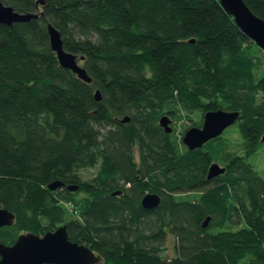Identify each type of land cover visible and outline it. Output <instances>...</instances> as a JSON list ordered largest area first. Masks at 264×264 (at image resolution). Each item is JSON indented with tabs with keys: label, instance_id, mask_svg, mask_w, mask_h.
<instances>
[{
	"label": "trees",
	"instance_id": "1",
	"mask_svg": "<svg viewBox=\"0 0 264 264\" xmlns=\"http://www.w3.org/2000/svg\"><path fill=\"white\" fill-rule=\"evenodd\" d=\"M2 1L43 13L0 23V204L15 213L0 240L66 223L102 264H264V175L249 160L264 145V50L221 1ZM245 2L264 18V0ZM48 22L91 81L59 63ZM219 107L239 117L202 147L159 123ZM214 160L225 170L208 178Z\"/></svg>",
	"mask_w": 264,
	"mask_h": 264
},
{
	"label": "water",
	"instance_id": "2",
	"mask_svg": "<svg viewBox=\"0 0 264 264\" xmlns=\"http://www.w3.org/2000/svg\"><path fill=\"white\" fill-rule=\"evenodd\" d=\"M226 11L233 15L236 23L264 50V18L256 14L245 0H220ZM43 3L44 0H35V3ZM43 11L16 10L12 5L5 4L0 0V23L11 24L14 21L28 20L42 14ZM47 30L51 48L55 51L59 63L74 71L80 78L91 81L85 66L79 62L81 58L76 53L64 47L60 30L52 22L47 23ZM95 98H101L100 89L94 92ZM239 117V110L216 108L206 110L200 125L188 126L182 135V141L188 148L202 147L210 138L221 134L228 126L233 124ZM129 115L121 118L127 121ZM159 123L167 132L172 130L171 117L163 113L159 117ZM264 140V135L262 136ZM225 166L218 161H211L208 166L207 177H213L224 172ZM62 180H53L48 184L54 189L63 185ZM71 189H76L77 184H68ZM160 202V194L155 191L146 192L141 203L152 208ZM15 213L0 204V226L12 224ZM208 215L202 222L208 224ZM100 256L86 243L70 238L66 223L60 224L54 229L47 230L43 234L34 231L21 232L12 243L0 240V264H96Z\"/></svg>",
	"mask_w": 264,
	"mask_h": 264
},
{
	"label": "rangeland",
	"instance_id": "3",
	"mask_svg": "<svg viewBox=\"0 0 264 264\" xmlns=\"http://www.w3.org/2000/svg\"><path fill=\"white\" fill-rule=\"evenodd\" d=\"M203 120V115L201 116L198 113H193L191 115V118H182L180 120H173L171 121L172 127H175V132L179 137H182L184 130L190 126V125H200ZM231 126V125H230ZM228 126V127H230ZM227 129V128H226ZM227 135H230L232 139L235 141H238V134L237 131L234 129H229L227 132ZM135 155L138 157V152L137 148H135ZM249 160L255 163L256 168L261 172L262 175H264V145L260 147L257 152L249 157ZM96 171V167L92 168H86L82 170V177L88 178L91 177ZM82 192H78L76 195H80ZM61 203L67 207L69 211H72L75 213L73 210V206L70 205L68 202L61 200ZM166 248L164 249L163 253L167 256H172L174 254V249H173V237L172 235L167 236V241L165 244Z\"/></svg>",
	"mask_w": 264,
	"mask_h": 264
},
{
	"label": "flooded vegetation",
	"instance_id": "4",
	"mask_svg": "<svg viewBox=\"0 0 264 264\" xmlns=\"http://www.w3.org/2000/svg\"><path fill=\"white\" fill-rule=\"evenodd\" d=\"M39 3V2H38ZM171 121H172V118H171ZM173 128V127H172ZM130 186V184L129 183H126L125 185H124V187H125V189H127L128 187ZM67 187H68V185H67ZM69 188V187H68ZM148 191H150V190H148ZM148 191H146V192H148ZM123 188L122 187H119V188H117L116 190H114L113 191V194H115V195H122L123 194ZM146 192H144V194L146 193ZM156 192V191H155ZM144 194H142L141 196H140V204L144 207V208H147V207H145L142 203H141V200H142V197H143V195ZM95 251V250H94ZM95 253L96 254H98L99 256H100V260L96 263V264H102V262L104 261V258H103V256L99 253V252H97V251H95Z\"/></svg>",
	"mask_w": 264,
	"mask_h": 264
}]
</instances>
